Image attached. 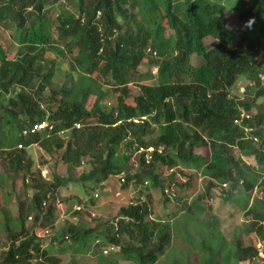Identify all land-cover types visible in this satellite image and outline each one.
I'll list each match as a JSON object with an SVG mask.
<instances>
[{
    "label": "trees",
    "instance_id": "1",
    "mask_svg": "<svg viewBox=\"0 0 264 264\" xmlns=\"http://www.w3.org/2000/svg\"><path fill=\"white\" fill-rule=\"evenodd\" d=\"M51 1L0 4V26L11 24L17 45L8 57L0 33V162L16 205V224L8 216L2 224L0 264H80L76 255L88 253L93 264H163V256L165 264H180L165 255L180 227L199 232L201 241L187 238V247L203 253L200 261L188 256L183 264H264V177L253 168L264 165V0H75L74 12L49 20L44 11ZM230 12L239 29L230 25ZM60 64L63 81L57 84L51 78ZM144 65L156 66L155 74ZM132 82L137 92L129 104L123 98L131 95ZM103 85L120 92L115 103L104 104ZM240 110L250 115L243 122L253 129L250 139L232 122ZM43 120L50 128L21 134ZM3 125L15 130L10 140ZM149 135L152 140H145ZM32 144L60 160L64 175L52 172L45 179L32 172ZM83 161L89 167L74 175ZM178 162L203 175L197 193L195 174L177 168ZM109 177L134 198L100 221L85 205L93 204L95 187ZM16 178L19 192H13ZM69 184L90 194L70 193ZM255 186L259 198L252 195ZM212 188L219 189L215 195ZM154 191L162 217H151ZM68 214L84 219L55 228L54 219ZM249 226L252 239L244 244L241 232ZM66 248L73 259L60 256Z\"/></svg>",
    "mask_w": 264,
    "mask_h": 264
},
{
    "label": "rangeland",
    "instance_id": "2",
    "mask_svg": "<svg viewBox=\"0 0 264 264\" xmlns=\"http://www.w3.org/2000/svg\"><path fill=\"white\" fill-rule=\"evenodd\" d=\"M77 2L75 0H66L65 4H61L60 2H53V0L50 2V4L48 6H46V9L44 11L45 17L47 16V18L49 20H53L54 17L56 16V14H58L59 12H63V11H67V12H74L75 6H76ZM182 8V7H181ZM228 18H229V23L230 25L233 24V26L237 29H239L241 27V25L236 21V15L232 12H230L228 14ZM50 27V32L53 38H55L57 40V43L60 45V47L62 46V41L59 40L56 37V34L54 32V28H53V24L51 23L49 25ZM0 33L1 36H3L5 39H7V43H8V57H12L15 50H16V43L13 41V36L15 34V31L13 30V27L11 26V24L9 23H5L4 25L0 26ZM163 35L165 38H167L168 43L171 44L172 40H173V33L169 28H166L163 32ZM210 41V38H206L204 39L205 43H208ZM56 55V53L54 54ZM57 56V55H56ZM156 56V55H155ZM196 60L194 59V57H189V62L191 64H195ZM143 70L145 71H149L152 72V74H154L155 69L151 66L147 67L146 65L142 66ZM54 71H55V75L52 76V82L59 84L62 80V75L64 74V64H60L57 65L56 67H54ZM147 83H152L151 80H147ZM128 88L131 90V95L129 97L123 98L124 102L132 104L133 100L132 98L136 95L137 92V87L135 86V83L132 82V84H128ZM102 90L104 91V97H103V102L104 104H106L107 106L109 104L115 103L116 101V97H118V95L120 96V92H114L113 89L103 85ZM1 113V111H0ZM3 131L6 134V139L10 140L11 136H13L15 134V130L9 131L8 130V126L7 125H3ZM145 140H152V138H150L149 136L145 137ZM199 149V148H198ZM238 152H236L237 155ZM27 154L30 157V159L32 160V165L30 167L32 172H35L36 170H39L40 174L42 176H44L45 179L50 177V173L54 172V173H58L61 175H64V167L62 165V163L60 162V160L55 161V159L50 156L49 154L45 153L44 151H42L41 148H39L37 145L32 144L30 146L27 147ZM239 154V153H238ZM240 155V154H239ZM242 157H244V161L246 163L252 164L254 165L255 162L253 161L252 156H247V155H241ZM133 159H135V155L133 156ZM132 159V160H133ZM130 167L132 168V166L135 165V163H133L132 161L129 162ZM87 167H89V165L86 164L85 161H83V163H80L79 166L74 170H73V174L77 175L78 173H80V170H85ZM136 167V165L134 166ZM177 168L180 169H184L186 172H191V168L192 166H190L189 164H186L185 162H178ZM253 168H255V170L257 171L258 175H261L264 177V165L260 166L258 168L257 165H254ZM194 172V178H195V193H197L200 189H201V185H202V181H203V175L199 172V169H195ZM7 177V174H5L2 171V163L0 162V207L2 208V212L0 213V247L2 246V244L5 242L4 239V233L2 231L3 229V222L4 220L7 218H9V223H11L12 225H15L16 222L14 221V217L16 216V205H15V201L12 199L11 196H9L6 192L11 191L9 183L5 182ZM21 185L19 182V178H16L15 184L13 185V192H19V190H21ZM100 187V188H99ZM97 188V189H96ZM213 190L211 191V195H215L218 192V188H212ZM68 190L70 193H74L77 194L78 196H80L81 198L83 197L85 199L86 196H88L90 194V191L87 194L83 195V191L81 190L80 187L78 186H74L72 184L68 185ZM95 192L96 194L93 197V204L91 205H85V209L87 212L90 213H95L99 216V220L100 221H107L108 219H110L111 216H114L116 213V210L119 206L125 205L127 202H129L131 199H133V192H129L128 194H123L122 191H120V187H117V181L115 177H109L106 181L102 182L101 184L97 185L95 187ZM94 191V190H93ZM62 192H64L62 190ZM92 192V191H91ZM193 193V194H195ZM30 192L27 191L25 196H29ZM252 195L254 197H259L260 193H259V189L257 186H255L254 188H252ZM152 209H153V214L151 215V217H155L158 216L159 213L161 214V217L164 216V214L161 212L160 206H161V202H160V196L157 193V191L152 192ZM74 204V203H73ZM249 205V204H248ZM59 207L62 208L63 205L59 204ZM84 208V206H82ZM249 207V206H248ZM226 206L221 210L222 213L220 214V216H226L227 215V210L225 209ZM234 210H236L235 208H233ZM225 210V211H224ZM224 211V212H223ZM239 217L238 219L243 220V216L240 212H238ZM71 215V214H70ZM69 214L68 215H64V216H57L56 219H54V223H55V228L58 227L59 225H64L66 222H78L79 220H83L84 217L83 215L78 216L79 218H73L71 217ZM221 216V218H222ZM83 218V219H82ZM174 218H172L170 221H172ZM240 220V221H241ZM231 221V219L229 220ZM175 222L174 223H170L171 227H175ZM232 223H234V220L232 218ZM188 226V225H187ZM191 225H189L188 227H191ZM240 228H242V225H240L239 229L236 230V232H238L240 230ZM185 229L187 230V232L185 231ZM194 229V228H193ZM187 229V227H180V230L178 228H176L175 230H178L177 232H175L174 230V236L175 239L171 240V245L167 248L165 255L167 256L168 260H170L171 258H175L177 259V261L180 264H183L186 261V257H195L197 258V261L201 260L203 257V253L199 252L198 253H192L193 250H190L187 246V238H191L193 240V244H195L194 241L196 242H200L201 240V235L199 234L198 231H196L195 229ZM48 232H52L53 230L48 229ZM250 231L252 232L251 227L249 226V231L248 232H241V237L243 239V243L247 244L248 240H250V238L252 239V234L250 233ZM189 233V234H188ZM225 236L227 232H224ZM38 235H41L42 232H38ZM179 238H183L179 239ZM228 239V236H227ZM45 241H47V238H45ZM254 241L257 242L258 239H256L254 237ZM68 247H71L73 245V243L71 242V240L67 241ZM259 243L256 244V246ZM231 243L229 241H227L226 243H224V249L228 250L230 248ZM192 246V244H191ZM194 246V245H193ZM198 249V248H196ZM201 249V248H200ZM97 251V250H94ZM99 252V251H98ZM115 252V251H112ZM103 253L105 254L106 251H103ZM71 249L66 248V250L63 252V254H61L60 256L64 259V258H69L73 259L71 257ZM107 255V254H106ZM69 256V257H68ZM78 262L80 264H93L94 263V255H92L91 253L88 254H81L79 256H77ZM75 259V258H74ZM160 262L165 264V256L159 258ZM118 264H131L128 261L122 260V259H118L117 260ZM192 263V262H191ZM255 264V261L253 262ZM239 264H249L247 261H242Z\"/></svg>",
    "mask_w": 264,
    "mask_h": 264
},
{
    "label": "clouds",
    "instance_id": "3",
    "mask_svg": "<svg viewBox=\"0 0 264 264\" xmlns=\"http://www.w3.org/2000/svg\"><path fill=\"white\" fill-rule=\"evenodd\" d=\"M5 0H0V4L1 3H3ZM27 9H29V7L27 8ZM254 22V20L253 19H250L247 23L249 24V25H251L252 23ZM154 53V52H153ZM154 69H155V72H156V69H157V67L156 66H152ZM155 72H154V74H155ZM150 74H152V72H150ZM250 115L247 113V112H245L244 110H240V112H239V116L238 117H236L235 119H233L232 120V122L234 123V124H236V125H238V126H241L242 127V129L244 130V134H245V138H247V139H250V135H249V133L253 130L252 128H250L248 125H246L245 123H243L244 122V120L245 119H247L248 117H249ZM144 118V116H141V117H139V118H133L132 120L133 121H141L142 119ZM47 123V122H46ZM243 123V124H242ZM76 124H77V126H76ZM50 125V124H49ZM72 126L74 127V128H79L80 127V123L79 122H74V123H72ZM21 134H22V130H21ZM252 141H254V142H256L257 141V138L256 137H252V139H251ZM21 146V144H17V147H20ZM144 150V147H142V146H139V147H137V151L138 152H142ZM146 150L147 151H150L151 150V148L150 147H148V148H146ZM147 156H148V154H147V152L145 153V158H147ZM80 163H82V162H80ZM195 168V167H194ZM180 169V168H179ZM192 170H191V172L194 174V172H195V170L193 169V168H191ZM195 169H198V168H195ZM182 171H185L184 169H181ZM186 172V171H185ZM200 172V171H199ZM188 173V172H187ZM43 175V174H42ZM259 193H260V195H261V191H259ZM96 194V192H94L93 193V195L91 196V197H94V195ZM260 195H259V197H260ZM259 197H257V198H259ZM258 246H259V248L258 249H260V245L258 244ZM262 256V255H261Z\"/></svg>",
    "mask_w": 264,
    "mask_h": 264
},
{
    "label": "built area",
    "instance_id": "4",
    "mask_svg": "<svg viewBox=\"0 0 264 264\" xmlns=\"http://www.w3.org/2000/svg\"><path fill=\"white\" fill-rule=\"evenodd\" d=\"M260 75H261V79L264 80V70L262 71V73H261ZM46 125H47V124H46V121H44V120H43V121H40L39 123H35V124H33L31 127L22 130V134H25L27 131H28L29 133H33V132H35V131H37V130L44 129L45 127L50 128V125H48V126H46ZM76 126H77V124H76ZM257 248H259L258 245H257ZM258 254H260V252H258ZM261 255H262V254H260V256H261Z\"/></svg>",
    "mask_w": 264,
    "mask_h": 264
}]
</instances>
